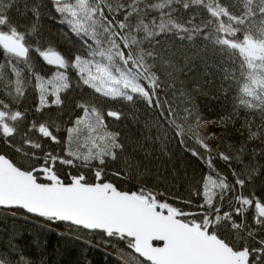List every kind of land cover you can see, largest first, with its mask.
Here are the masks:
<instances>
[{"label": "snow or ice", "instance_id": "obj_1", "mask_svg": "<svg viewBox=\"0 0 264 264\" xmlns=\"http://www.w3.org/2000/svg\"><path fill=\"white\" fill-rule=\"evenodd\" d=\"M53 9L79 39L75 51L33 38L39 4L0 0V208L102 232L124 245L114 249L118 264H264V187L251 190L264 178V0H53ZM197 41L211 56L187 84L180 77L193 76L195 61L177 57ZM31 53L52 69L49 79ZM77 89L142 108L149 135L129 152L106 124L122 113L85 95L67 124L48 119ZM209 95L231 111L203 117L196 101ZM209 124H239L245 139L232 152L214 149L216 133L200 132ZM174 140L217 178L153 183V159ZM249 141L258 147L249 151ZM20 239L8 238L0 264H35Z\"/></svg>", "mask_w": 264, "mask_h": 264}, {"label": "trees", "instance_id": "obj_2", "mask_svg": "<svg viewBox=\"0 0 264 264\" xmlns=\"http://www.w3.org/2000/svg\"><path fill=\"white\" fill-rule=\"evenodd\" d=\"M33 3L40 5V32L41 37H33L38 42L46 45L57 46L61 51H75L80 46L79 39L70 30V26L62 21V18L55 13L53 9V2L50 0H28V4ZM35 67L39 68L42 73H45V78L50 75L48 66L43 65L34 53L30 54ZM183 56L190 57L195 64L194 68L197 70L193 76H188L185 73L180 77L187 84H190L194 77H201L205 71L202 58H209L211 53L207 56L204 53V45L197 41L195 45L185 47L181 51V55L177 59H182ZM3 53L0 52V62H3ZM209 63L212 60L209 59ZM218 80L219 77H216ZM179 87V84H177ZM81 95L91 97V90L77 89L68 93V102L63 112L49 111L47 118L56 123L67 124L70 117H75L78 110L73 108V102ZM94 104L106 112L109 109L119 110L122 116L119 120L115 118L106 117V124L109 130L120 133V137L128 144L129 152L135 149L136 142H143L144 137L149 135V130L145 127L146 121H151L152 116L145 113L142 108L132 109L124 104H114L109 102L106 98L99 95L91 97ZM31 97H29V103ZM197 104L203 117L208 120H218L219 117L226 115L231 111V105L225 101L223 97L219 100L208 97L199 96ZM218 130L216 133V141L214 149L219 146L220 150L232 152L233 146L239 147L240 143L245 139L236 129L239 124L218 125L214 124ZM154 134V133H153ZM150 143V141H149ZM258 141H249L247 148L249 151L258 147ZM169 153L165 157H157L153 159V164L150 166L156 172L158 166V174L153 177V183L165 181L169 186L176 184L177 178L180 185H184L187 178L195 176L199 181V186L202 187L203 178L207 174H211L213 178H217L214 172L205 169L200 163L187 152L175 140L169 145ZM0 151H7V149L0 145ZM143 152L137 151V156L142 158ZM247 159V155L245 156ZM258 163L264 164V159H259ZM215 167L221 175L229 174L227 166L223 161L217 160ZM115 165L110 167L114 170ZM230 175V174H229ZM114 181L124 187L129 185L124 183L121 179L113 177ZM264 187V178L257 179L255 187L251 189L256 193H260ZM249 191L245 189V193ZM15 234L20 237V245L24 248L25 254L31 256L35 264H118L117 250H125L124 245L118 243L114 239L106 237L104 233L83 231L76 229L68 224L63 223H49L39 218H34L17 211L15 215L11 212L0 209V250H2L8 241V238ZM33 245H36L35 247Z\"/></svg>", "mask_w": 264, "mask_h": 264}, {"label": "rangeland", "instance_id": "obj_3", "mask_svg": "<svg viewBox=\"0 0 264 264\" xmlns=\"http://www.w3.org/2000/svg\"><path fill=\"white\" fill-rule=\"evenodd\" d=\"M52 72V69H50V74ZM50 78V75L48 78H45L46 80ZM51 87V86H49ZM98 95V94H97ZM102 97V96H101ZM104 98V97H102ZM51 111H57L56 109H52ZM218 130V128L214 125V124H209V125H206L204 127H202L200 129V132L202 135L206 136V137H210L212 133H215L216 131ZM215 141H216V137H212L210 139L207 140V142L210 144V146L214 147V144H215Z\"/></svg>", "mask_w": 264, "mask_h": 264}, {"label": "water", "instance_id": "obj_4", "mask_svg": "<svg viewBox=\"0 0 264 264\" xmlns=\"http://www.w3.org/2000/svg\"><path fill=\"white\" fill-rule=\"evenodd\" d=\"M51 2H53V0H50ZM0 209H3V208H0ZM3 210H6V209H3ZM6 211H8V210H6ZM29 216V215H28ZM31 217H33V216H31ZM34 218H36V217H34ZM63 224H68V223H63ZM69 225V224H68ZM71 226V225H70ZM73 227V226H72ZM91 232V231H90ZM96 232H99V231H96ZM99 233H102V232H99Z\"/></svg>", "mask_w": 264, "mask_h": 264}]
</instances>
